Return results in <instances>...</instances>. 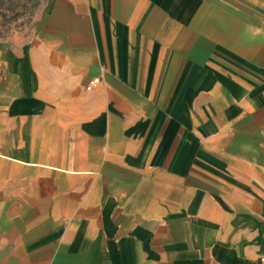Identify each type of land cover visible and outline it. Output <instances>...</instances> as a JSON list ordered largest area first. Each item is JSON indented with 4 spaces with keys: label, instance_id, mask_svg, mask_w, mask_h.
I'll use <instances>...</instances> for the list:
<instances>
[{
    "label": "crops",
    "instance_id": "crops-1",
    "mask_svg": "<svg viewBox=\"0 0 264 264\" xmlns=\"http://www.w3.org/2000/svg\"><path fill=\"white\" fill-rule=\"evenodd\" d=\"M0 264H264V0H45L0 37Z\"/></svg>",
    "mask_w": 264,
    "mask_h": 264
},
{
    "label": "rangeland",
    "instance_id": "rangeland-1",
    "mask_svg": "<svg viewBox=\"0 0 264 264\" xmlns=\"http://www.w3.org/2000/svg\"><path fill=\"white\" fill-rule=\"evenodd\" d=\"M45 0H0V37L28 33Z\"/></svg>",
    "mask_w": 264,
    "mask_h": 264
}]
</instances>
